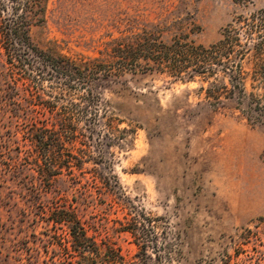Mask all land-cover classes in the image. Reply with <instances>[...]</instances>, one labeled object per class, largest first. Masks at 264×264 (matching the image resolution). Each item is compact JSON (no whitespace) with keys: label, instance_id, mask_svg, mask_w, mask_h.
Listing matches in <instances>:
<instances>
[{"label":"rangeland","instance_id":"rangeland-1","mask_svg":"<svg viewBox=\"0 0 264 264\" xmlns=\"http://www.w3.org/2000/svg\"><path fill=\"white\" fill-rule=\"evenodd\" d=\"M149 24L161 26L163 42L187 35L208 46L235 29L240 44L252 46L263 38L257 26L264 25V0L48 1L45 22L30 29L32 41L70 57L71 66L86 74L68 87L49 78L39 82L45 107L84 106L99 111L103 122L113 119L111 127L100 125L93 134V160L73 169L82 183L96 172L117 181L112 187L96 181L86 211L105 229L101 236L127 257L139 251L137 241L146 243L150 257L131 264H264V149L254 164L238 148V137L243 147L254 139L236 131L242 124L264 133V82L253 80L254 63L264 52L255 56L250 50L241 60L246 93L256 99L246 97L245 104L222 89L215 92L222 83L230 88L220 65L212 77L187 80L185 72L175 74L158 58L125 74L115 63L92 61L107 41ZM251 27L253 40L244 35ZM233 59L238 56L223 61L229 66ZM216 93H222L221 103L210 96ZM8 96L0 81V264H52V246L34 218L40 201L66 193L69 176L56 178L40 201L31 202L27 177L6 171L9 157L22 147L20 133L18 142L15 136L9 140L15 126ZM76 188L80 199L83 187ZM133 227L134 234L123 230Z\"/></svg>","mask_w":264,"mask_h":264},{"label":"trees","instance_id":"trees-1","mask_svg":"<svg viewBox=\"0 0 264 264\" xmlns=\"http://www.w3.org/2000/svg\"><path fill=\"white\" fill-rule=\"evenodd\" d=\"M48 1L0 0V81L9 91L10 116L15 126L9 140L15 136L12 141L18 142V133L22 140V147L18 146L16 154L6 162V171L13 177H27L24 184L31 202L40 201L41 196L49 192L45 186L56 178L64 174L69 176L66 193L54 196L46 204L40 201L38 219L34 218L35 222H42L43 234L52 246V264L56 263L55 259L60 264H131L136 259L149 258L146 243L138 241L135 244L139 251L132 257L124 255L116 242L106 235L101 236L105 229L97 225L92 211H86L94 201L92 185L99 181L103 186L112 187L117 185L115 176L103 177L96 172L84 177L82 183L73 172V169L82 170L85 163L93 160L89 150L93 134L100 125L111 127L113 119L107 118L103 122L99 111L93 112L84 106L76 111L45 107L39 82L49 78L63 81L68 87L70 81L86 74L84 70L71 66L73 60L70 57L55 50L40 49L32 41L30 29L45 22ZM261 30L264 31V25L258 24L257 31ZM161 32L159 24H149L112 38L105 43L101 57L92 61L115 63L125 74L136 73L142 63L156 62L155 58H158L157 62L167 63L175 74L185 72L187 80L195 76L212 77L220 65L223 67L221 71L228 74L230 88L222 83L215 92L222 89L227 96H235L242 104H245L246 97L250 102L256 101L253 93L250 92L249 96L246 93L247 73L241 60L253 49L255 56L263 55L264 34L257 35L263 37L262 40L248 46V43L240 44L238 31L228 29L224 39L204 46L188 40L187 35H175L163 42L159 38ZM255 32L256 29L251 27L244 33L245 38L253 40ZM232 54L238 59L229 60L231 64L228 66V61L223 59ZM254 66L253 80L264 82V59H258ZM221 94L210 96L221 103ZM10 150L11 147L8 152ZM78 184L83 187L80 199L76 196ZM68 190L72 191L70 200ZM123 230L134 234V227Z\"/></svg>","mask_w":264,"mask_h":264},{"label":"crops","instance_id":"crops-1","mask_svg":"<svg viewBox=\"0 0 264 264\" xmlns=\"http://www.w3.org/2000/svg\"><path fill=\"white\" fill-rule=\"evenodd\" d=\"M236 131L239 136L241 135L251 136L254 139L252 143H247L243 147V145L240 144L241 138L238 137L239 140L238 148H242L244 151L250 153V155H252L251 157L253 163L256 164L257 161H259L258 160L259 154L264 149V133L259 128H249L242 124L238 125Z\"/></svg>","mask_w":264,"mask_h":264}]
</instances>
